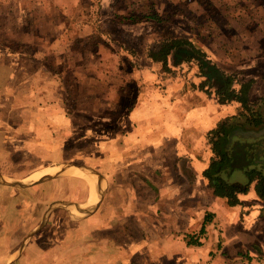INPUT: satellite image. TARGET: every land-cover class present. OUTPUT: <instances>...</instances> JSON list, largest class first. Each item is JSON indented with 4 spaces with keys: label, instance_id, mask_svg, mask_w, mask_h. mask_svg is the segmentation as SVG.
Masks as SVG:
<instances>
[{
    "label": "crops",
    "instance_id": "1",
    "mask_svg": "<svg viewBox=\"0 0 264 264\" xmlns=\"http://www.w3.org/2000/svg\"><path fill=\"white\" fill-rule=\"evenodd\" d=\"M21 65L0 63V104L20 92L14 75ZM157 80L131 75L143 98L91 145L70 123L63 132L60 109L32 104L22 140L4 144L21 154L18 174L0 154V264H264V160L238 164L249 177L235 186L237 205L217 195L203 175L212 158L205 135L232 108L182 81L164 90ZM56 164L64 165L58 174L28 181ZM77 170L94 175L106 195L91 216L73 217L66 204L85 200V184L71 176Z\"/></svg>",
    "mask_w": 264,
    "mask_h": 264
},
{
    "label": "rangeland",
    "instance_id": "2",
    "mask_svg": "<svg viewBox=\"0 0 264 264\" xmlns=\"http://www.w3.org/2000/svg\"><path fill=\"white\" fill-rule=\"evenodd\" d=\"M0 14L11 17L0 21V63L22 64L14 75L20 92L13 90L0 104V154L14 175L21 154L5 148V140H22L32 104L60 109L66 118L63 132L70 123L76 137L91 145L98 138L93 135L122 117L135 98H143L131 75H154L164 90L177 80L195 91L194 64L165 74L147 58L148 50L166 38L188 39L215 62H230L234 68L228 72L254 81L250 101L264 109L258 102L264 99V0H0ZM152 14L160 20H147ZM226 107L232 108L226 116L240 112L237 104ZM241 131L248 135L224 140L226 163L217 174L238 187L249 177L238 164L264 160V132Z\"/></svg>",
    "mask_w": 264,
    "mask_h": 264
},
{
    "label": "trees",
    "instance_id": "3",
    "mask_svg": "<svg viewBox=\"0 0 264 264\" xmlns=\"http://www.w3.org/2000/svg\"><path fill=\"white\" fill-rule=\"evenodd\" d=\"M7 19L11 20V17L0 14V21ZM147 20L157 22L160 19L152 14ZM8 33L5 31L6 36ZM1 35L6 37L4 34ZM146 56L165 74L173 73L175 68L184 64H194L197 69L195 76L200 81L197 85L192 84V87L203 92L218 105L226 106L232 103L239 105L240 112L236 116L230 115L221 119L214 129L206 133L205 144L212 158L203 172L210 185L216 189L217 195L225 194L231 205H237L236 195L240 190L238 187L228 185L217 174L226 163L222 144L229 135L239 134L242 129L259 132L264 128V109H255L250 101L249 93L254 81L245 79L238 71H224L207 53L185 38L163 39L158 47L148 50ZM258 102L263 103L264 107V99L260 98Z\"/></svg>",
    "mask_w": 264,
    "mask_h": 264
},
{
    "label": "bare ground",
    "instance_id": "4",
    "mask_svg": "<svg viewBox=\"0 0 264 264\" xmlns=\"http://www.w3.org/2000/svg\"><path fill=\"white\" fill-rule=\"evenodd\" d=\"M64 168L63 164L46 166L34 172L28 179L29 182L38 183L43 179L58 174ZM74 179L82 181L86 187L85 200L78 203H66L73 217L91 216L101 208L106 200L103 187L98 179L85 170H77L71 174ZM18 183L19 181H14Z\"/></svg>",
    "mask_w": 264,
    "mask_h": 264
},
{
    "label": "water",
    "instance_id": "5",
    "mask_svg": "<svg viewBox=\"0 0 264 264\" xmlns=\"http://www.w3.org/2000/svg\"><path fill=\"white\" fill-rule=\"evenodd\" d=\"M8 182V184L9 185H13V186H20V185H15V184H13L12 182H11V180L10 179H7V178H5L3 175H2V182ZM23 185V184H22ZM29 186V185H28Z\"/></svg>",
    "mask_w": 264,
    "mask_h": 264
}]
</instances>
